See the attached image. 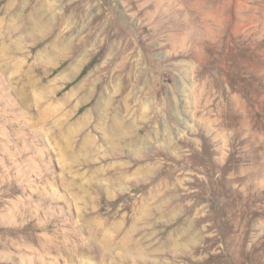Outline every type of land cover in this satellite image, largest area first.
Segmentation results:
<instances>
[{"label": "rangeland", "instance_id": "rangeland-1", "mask_svg": "<svg viewBox=\"0 0 264 264\" xmlns=\"http://www.w3.org/2000/svg\"><path fill=\"white\" fill-rule=\"evenodd\" d=\"M23 1L5 14L8 0H0V18L21 25ZM95 1L89 15L98 3L122 29L107 36L100 27L86 39L58 97L76 87L75 100L86 97L63 108L76 112L72 122L89 111L86 131L105 151L112 114L102 99L118 106L128 94L132 123L145 124L147 160L136 161L140 145L92 165L81 145L64 151L48 124L32 117L51 103L31 96L23 108L0 72V264H113L105 248L133 226L144 256L165 261L158 264H264V0ZM27 29L20 58L30 54L43 74L56 64L48 80L55 78L70 63H59L67 42L49 51V41L30 40ZM66 31L88 34L81 19ZM126 78L129 88L117 94ZM99 167L106 175L115 168L122 183ZM141 182L147 187L138 191Z\"/></svg>", "mask_w": 264, "mask_h": 264}, {"label": "bare ground", "instance_id": "bare-ground-1", "mask_svg": "<svg viewBox=\"0 0 264 264\" xmlns=\"http://www.w3.org/2000/svg\"><path fill=\"white\" fill-rule=\"evenodd\" d=\"M32 1L35 2L34 5H30ZM13 2L14 0H8V2L3 6V11L5 14L10 13L12 11V8L14 5ZM90 2L93 3L96 1L95 0H74L73 2L69 4H64L60 7H56L55 4L50 2L49 0H29L28 6H27V0H25L21 4L19 3L20 5H22V8H23L22 9L23 14L17 17L18 21H22L21 25H15L10 22H7L5 21L6 19L5 17L0 18V72H1V76L3 78H5L4 75L7 76L6 78L7 85L12 86V87L15 86V90L17 93L16 99L19 103H21V105H23L22 106L23 108L25 106V108L29 109L28 103L31 100V98H33L34 96H37L39 100H44L45 102L49 101L51 103V105L47 109H45L43 112H37L35 116L32 115V117L33 118L35 117V119L37 118L39 121H44L45 124H48L49 139L53 141L54 139L57 138V140L59 139L63 141L62 148L64 147L63 149L64 151L65 149L66 150L72 149L73 146L75 147L79 144V146L81 145L82 147L80 149L81 150L83 149L82 152L84 153V157H85V160L83 161L89 162L92 165V163H96L98 159L108 160L110 158L118 157L120 154L121 148H123L124 146L134 147L136 145H140L138 150H136L133 154L136 158V161H138V163L141 164L147 160V157H146L147 153L144 152L143 150V143L145 142L144 137L146 136L147 132L144 127L145 124H142L141 126L136 127V125L132 123L131 118H132L133 111L130 106L131 100L128 94L124 95L120 105L118 106L115 105L114 103L115 100L113 97L102 99L104 106H106L110 114H112L110 117L111 122L108 124L106 128H104V131H103L102 140L107 144V150L105 151H101L100 147L95 142L93 136L90 134L89 131H86L87 130L86 127H88V125L90 124L89 123L90 115H88L89 111L87 113L85 112L86 114L82 118H79L73 122L71 121L72 116H74L73 114L76 113L73 110L75 109L74 107L78 103L80 104L87 103L86 101H83L86 99V97H81L77 101L75 100L74 96L76 95L78 91L77 87L73 88L67 95L65 94V96L63 97H60V98L58 97V93L60 91V85L67 82L68 80L70 81V79H72L75 76V73H76L75 70L79 63L75 59V57L77 53L80 51V49L82 48V45L84 44L86 39L89 36L96 33L98 30H100V27L104 28L105 35L107 36H112L116 31H120L122 29V24L120 23V21L113 19L111 17H108L104 13L105 10L98 3H94V5L98 8L94 10L95 12L92 15H89L91 8H87V5ZM78 19L84 20L85 28L88 30L87 32L88 34L85 37H80L79 35H74L72 36V38H70L71 36L67 37V34L69 31L65 32V30L70 26L71 23L75 22V20H78ZM3 21H5L6 23L2 26ZM27 25H28V29H30V26H32V29L30 32H28V34H26V36L32 41H34L33 37H36L37 39H40L42 41H49V45L47 47L49 51L50 50L53 51L60 41L65 40L67 42V46L64 49V52L63 50L60 51L62 55L59 58V63L64 60H68L70 63L67 66V68L64 71H61L60 74L56 75L55 78L48 80V78L55 71L56 64L55 65L53 64L54 67H51L48 70L43 69L45 70L43 74L42 73L43 71L41 72V68L39 69L37 68L36 66L37 64H35V62L31 63L29 61L30 54L29 56H24L23 58H20L22 54V45H23L21 43L20 33L23 31H26ZM131 45L134 49L133 51H135L139 47V43L136 41L135 37L133 40H131ZM24 47L25 46H23V48ZM25 52H24V55H25ZM54 52L56 51L54 50ZM10 61L16 62L15 65L13 64L11 65L16 66L17 70H15L14 73L12 71L13 74L8 75L7 69L8 67L10 69V65H9ZM136 66L137 64L136 65L132 64L131 69H134ZM34 67L38 69V72H39L38 75H35L34 72H32ZM144 73L145 72H143V74ZM139 76L140 74H138L137 76L138 81H141V80L144 81V79ZM3 80L4 79L0 80L2 81L0 82V89L2 88L4 89V87H6L5 83H3ZM129 86H130L129 80L128 78H126L125 85L122 88L120 86H117L115 91L117 94H121L126 89H128ZM35 92L37 94L33 95L35 94ZM91 95H93L92 91L89 92V95L87 96V98L90 97ZM95 97L97 99L101 97V93H98V88H97V95ZM73 103L74 105L72 107L73 108L72 110L70 108H69L70 111L64 110L63 107H67L69 105H72ZM98 105L99 103L96 102L94 105V109H97ZM140 110L141 108L139 107V104L137 102L136 111L140 112ZM29 117L30 119L32 118L31 116ZM25 126H26V122L25 120H23L22 125L20 126L19 133L24 134L23 131L26 129ZM71 162L75 163L76 161L72 159ZM114 169L115 168H113V171L110 175H108V173L106 175L104 173V169L101 167H99L97 171L100 172L102 177L107 176V179L110 182L116 184L117 181L122 176L120 177L117 176L116 172L114 173L115 171ZM209 182H213V180H209ZM139 184H141V186L138 188V191L141 190V188L142 190H144L147 187L146 182H141ZM133 185L134 184L132 182L131 186ZM143 212L145 213L146 211H143ZM144 213L142 214V216L144 215ZM133 227L130 228L129 230L127 229L128 231H126L122 235V237H119L117 235L116 237H119L120 239H118L119 241L114 242L113 244L111 243L112 244L111 248L110 247L105 248L107 252L106 254L107 258L110 257V261L112 260L113 264H158L161 262L164 263L165 261L160 260L161 258L159 259V257L157 259L156 258L148 259L147 258L148 256L147 257L144 256L146 254H144L142 248L133 239V233H134ZM117 232L119 233V231ZM118 233H115V234H118ZM106 235H109V234L107 233ZM108 237H111V235ZM112 239L114 240L115 238H112ZM109 242H106V243L110 244ZM169 242L171 243V241ZM185 248L186 247L182 249H185ZM178 250L180 252V249ZM182 251L184 252L185 250H182ZM103 253L104 252H102V254ZM155 253H157V250Z\"/></svg>", "mask_w": 264, "mask_h": 264}]
</instances>
